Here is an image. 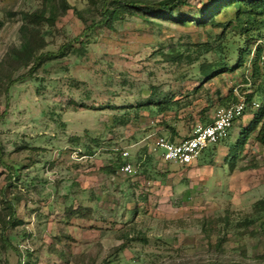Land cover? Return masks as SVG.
Returning a JSON list of instances; mask_svg holds the SVG:
<instances>
[{"label":"rangeland","instance_id":"obj_1","mask_svg":"<svg viewBox=\"0 0 264 264\" xmlns=\"http://www.w3.org/2000/svg\"><path fill=\"white\" fill-rule=\"evenodd\" d=\"M186 2L180 15L193 20L119 13L106 27L97 24L100 0H65L66 11L61 0H0V218L8 202L17 222L0 224V264H264V213L251 208L264 198V147L251 135L234 160L230 148L251 113L233 123L227 144L188 166L163 163L153 147L170 138L160 122L176 121L177 143L231 90L256 104L264 94L262 63L244 84L253 50L237 62V49L264 31H244L235 7L213 17L222 28L198 24L220 0ZM38 11L54 21H27L25 37L43 55L28 75L9 51L23 38L20 13ZM215 63L226 71L206 81L200 66ZM149 94L178 105L129 109ZM121 151L134 176L102 171Z\"/></svg>","mask_w":264,"mask_h":264},{"label":"trees","instance_id":"obj_2","mask_svg":"<svg viewBox=\"0 0 264 264\" xmlns=\"http://www.w3.org/2000/svg\"><path fill=\"white\" fill-rule=\"evenodd\" d=\"M187 0H159V1H149V0H100V7H99V14L100 18L97 24L104 25L106 27H110V23H112L113 20L117 19V16L119 13L131 15L133 13H140L141 15H153L161 18H173L177 21L183 23L185 18L184 16L180 15V9L187 8L188 4L186 2ZM62 4V10L66 11L69 9L67 7V4L65 3V0H61ZM228 7H235V19L238 26H244L242 29L244 31H247V28H253V27H259V29L264 31V0H220L218 4L215 6L210 7V12H199L197 15L202 18L201 22L199 23H205L211 27H220L222 28V24H219L217 22H214L213 17L219 13L222 9L228 8ZM240 17V18H238ZM244 17V18H241ZM20 22L21 25L19 26V33L23 35V38L21 37V42L16 48H11L9 51V56L11 59H14L17 64L20 67H28L27 74L30 75L32 71H34L41 63V59L43 57L42 54H37L36 52L41 49L40 45L38 46H31L30 42L26 39V31L28 23L31 21V23L38 21H45V22H53L54 16L49 14L47 17L44 16V11H38V12H32V13H20ZM192 20L194 19V15L190 17ZM188 18V19H190ZM189 20V21H192ZM29 21V22H27ZM93 26L86 27V31H89L90 28ZM32 34H34V30H30ZM222 36H219L218 39H221ZM65 47V46H64ZM62 47L61 49H63ZM252 51V56L247 61V66L249 67V78L246 80L247 82H244L245 85H249L251 83V80H255L256 78L260 77V64L262 63L264 65V34L262 41H256L251 42L250 45L247 42L245 44V50L237 49V62L238 66H241L245 62L244 55L248 54ZM246 51V52H245ZM250 51V52H249ZM61 55V54H60ZM47 57L50 58H56L59 55H50L46 54ZM179 57L180 55H176ZM175 56V57H176ZM176 57V58H177ZM246 63V62H245ZM219 66V67H218ZM211 67V68H210ZM218 67V68H217ZM215 68V69H213ZM201 73L204 75L205 80H209L210 78L214 77L219 72H225L226 67L217 65L216 63L214 66L211 64H206L204 66H200ZM22 79L21 77H17L15 79H8L6 88L4 89V92H6L7 88L16 83ZM264 92V85L263 89L261 90V94ZM243 98L245 103H247L248 106H250V103L252 102L251 96L249 95H243L240 94ZM220 102L224 101L223 107L228 106L229 104L235 103L237 101V98L235 95H233L232 90L229 92V95H227L225 98H220ZM223 103V102H222ZM171 104V105H170ZM150 105L154 106L156 108V113L161 114L165 111H171L170 107L175 106L177 107L178 102L174 99L172 95H155V94H149L148 99L145 100L143 103L136 104L134 107L131 108H147V110L150 112ZM258 107L255 110H250L247 108V110L244 112H250V118L249 120L243 125L240 126V129L238 131V135L236 137L235 142L231 145V149H233V155L231 157V154L228 153L232 160L236 158V152L242 151L247 139L249 136H253V140L259 144L260 146L264 147V94L262 95V99L260 104H257ZM180 109V108H177ZM151 113V112H150ZM243 114V115H244ZM177 119V118H174ZM240 119V118H239ZM238 119V120H239ZM203 122V119H200ZM237 120V121H238ZM176 121L172 120L171 122H160V126H162L163 131H166L168 136L170 137L167 139L169 142H172V138L176 137L177 135V129H176ZM208 121L207 123H209ZM204 123V124H207ZM196 123L191 125L193 127ZM201 124V125H204ZM191 132V131H190ZM189 134L179 140L177 143L182 142L190 137ZM93 144H98V141L91 140ZM221 142V141H220ZM219 142V143H220ZM175 143V144H177ZM218 144V143H217ZM214 144V145H217ZM88 148V147H86ZM110 152H112L110 150ZM1 153V152H0ZM92 153V152H90ZM213 153V152H212ZM115 158L112 163H110L108 166H104L102 169L103 172H105L108 176H113L119 168L124 163H129V160L122 159L120 156V152H117L114 154ZM164 163V162H163ZM168 164V163H165ZM233 164H230V167ZM6 167V166H5ZM9 170V173L12 175L11 168H7ZM11 177V176H10ZM252 211L254 213H264V198H261L254 202L251 205ZM7 212V220L5 221L4 218H0V224L2 225V230L6 227H12L14 225H17V222H15L14 219V208L11 204L7 202L6 207L4 208ZM5 215V216H6ZM245 223H249V221H245ZM2 244L9 245L5 239H1ZM12 248L11 246H9ZM18 264V263H17Z\"/></svg>","mask_w":264,"mask_h":264},{"label":"built area","instance_id":"obj_3","mask_svg":"<svg viewBox=\"0 0 264 264\" xmlns=\"http://www.w3.org/2000/svg\"><path fill=\"white\" fill-rule=\"evenodd\" d=\"M236 98L235 103L215 110L209 123L195 124L191 129L190 137L182 142L175 144L166 138L156 137L153 141V147L158 152L160 160L164 163L171 162L178 166H188L197 159L203 149L224 140L233 123L244 114L247 108L255 110L258 107L253 101L248 106L241 95L236 96ZM120 156L122 159H126L128 153L121 151ZM118 172L125 176H134L136 165L124 163Z\"/></svg>","mask_w":264,"mask_h":264},{"label":"crops","instance_id":"obj_4","mask_svg":"<svg viewBox=\"0 0 264 264\" xmlns=\"http://www.w3.org/2000/svg\"><path fill=\"white\" fill-rule=\"evenodd\" d=\"M238 123V121H236V124ZM240 129V128H239ZM239 131V130H238ZM237 135H238V133H237ZM237 135H236V137H237ZM228 136H229V134H227V137H226V139L228 138ZM225 139V140H226ZM224 140V141H225ZM236 140V138L234 139V141ZM223 140L220 142V143H222V142H224ZM226 142V141H225ZM234 142L232 141V143H231V145L233 144ZM219 144V143H218ZM226 144H227V142H226ZM228 146V145H227ZM231 147V146H230Z\"/></svg>","mask_w":264,"mask_h":264}]
</instances>
